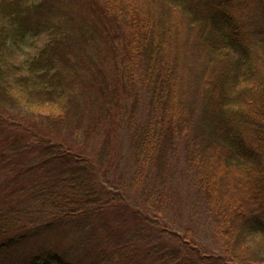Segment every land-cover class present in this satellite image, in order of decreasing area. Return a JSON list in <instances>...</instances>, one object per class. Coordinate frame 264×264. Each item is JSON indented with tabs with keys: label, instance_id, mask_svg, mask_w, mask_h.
<instances>
[{
	"label": "trees",
	"instance_id": "16d2710c",
	"mask_svg": "<svg viewBox=\"0 0 264 264\" xmlns=\"http://www.w3.org/2000/svg\"><path fill=\"white\" fill-rule=\"evenodd\" d=\"M0 2V22L27 35L46 21L39 30L57 38L26 67L27 80L10 83L4 93L17 87L40 105L65 101L68 60L56 61L54 52L61 43L57 34L68 33L74 14L56 12L50 4ZM244 2L253 7L245 10L241 0H93L92 22L80 28L78 39L107 51L119 86L139 78L148 106H154L145 122H133L137 106L122 120L137 144L131 187L106 184L93 160L51 135L31 147L28 130L15 133L0 118V143L8 150L0 156V252L47 231L72 228L102 240L92 264H117L116 257L119 264H146L139 258L142 247L131 251L130 239L106 222L109 202L118 198L111 189L121 199L129 191L142 192L162 212L182 198L180 184L187 178L188 193H198L208 209L206 226L222 253L200 247L188 229L175 232L158 224L153 231L160 237L149 234L145 257L153 264H264V0ZM48 53L55 59L48 60ZM11 72L0 59V79ZM6 160L16 169L9 176L3 173ZM154 161L165 173L150 177ZM134 231L144 237L151 230L142 225ZM47 255L39 259L43 264H79L59 253Z\"/></svg>",
	"mask_w": 264,
	"mask_h": 264
},
{
	"label": "rangeland",
	"instance_id": "374dc122",
	"mask_svg": "<svg viewBox=\"0 0 264 264\" xmlns=\"http://www.w3.org/2000/svg\"><path fill=\"white\" fill-rule=\"evenodd\" d=\"M24 1L28 8L40 7L43 4L48 7L50 4L56 12L60 10L62 14L71 12L75 16V21L67 26L68 33L57 34L58 41L61 43L57 47L58 52L54 53L58 58L55 59L53 53L47 55L48 60L58 61L59 58L68 60L64 64L65 72L62 78L65 82L63 86L69 93L65 101L58 100L52 106L40 105L34 99L36 96L21 94L17 87H12L9 95L4 93L3 87H10V83L16 80H27L24 79L29 74L26 67L36 60L43 49L48 48L50 44L55 45L57 39L53 32L39 30L45 26L46 21L34 24L33 32L22 35L4 19L0 22V42L3 41L0 47V59L1 62L6 63V67L12 69V74L7 75L8 79L5 78L4 81L0 79V115L2 116L0 118L4 119L7 127L13 129L15 133H20L19 130H28L26 137H30L28 141L31 147L38 148L41 141H46L43 139L45 135H51L75 154L78 153L93 160L97 164L99 178L106 184L114 187L113 181L118 182L122 190L125 185L131 187L128 183V174L131 167L135 169L137 165V144L124 127L122 120L124 114H128L130 109L137 106V115L133 117V122L140 124L151 118L154 109L153 105L147 104V97L139 83V78L132 80L127 88L119 86L114 80V72L110 68L107 51L95 50L85 41L78 39L77 34L80 28L89 27L88 23L92 22L93 0ZM86 4L92 6L88 8ZM240 4L245 10L253 7V2L246 5L244 0H241ZM60 20L65 22L63 15ZM59 24L62 23L59 22ZM24 28L30 27L25 25ZM62 41H64L63 44ZM133 96L137 97L133 98ZM50 117L55 119L50 120ZM4 145L0 143V156L8 154ZM166 145L167 142L164 143L163 152ZM145 155L144 150L143 156ZM180 155L183 157V153ZM4 163L3 173L9 176L13 169L9 164L11 162L6 160ZM20 167L18 168L20 170L28 168L25 165ZM157 167L156 161L150 165L148 172L150 177L157 171L165 173L159 170L163 164ZM13 170H16L15 167ZM222 181L223 185L227 186L226 178ZM182 182L184 184H180V189L184 195L173 206H167L162 212L155 210L153 202L142 192L129 191L128 195L125 194L126 197L121 199L119 196L121 192L111 189L118 198L109 202L106 222L112 230H120L124 238L130 239L131 251L142 247L144 252L139 255V258L146 264H153L154 259L145 257L148 249L143 246L151 248L149 234L153 239H159V233L153 231V229L159 231L157 228L159 225L175 232L188 229L200 247H206L214 254L222 253V244L207 229L206 221L210 220V215L202 197L198 193H188L187 178H184ZM142 225L151 230L150 233L145 232L144 237H141L143 234L139 231H134ZM101 245H103L102 240L98 237L94 238L90 232H80L72 228L53 229L27 238L14 248L1 251L0 264H32L31 261L35 257H38L35 264H43L44 262L39 259L48 258V253H59L75 263L92 264L98 257V254L93 251ZM113 262L121 263L118 257ZM102 264L106 263L102 262Z\"/></svg>",
	"mask_w": 264,
	"mask_h": 264
}]
</instances>
